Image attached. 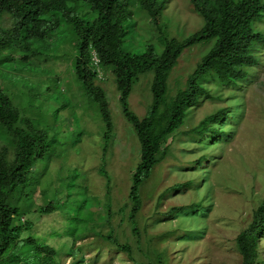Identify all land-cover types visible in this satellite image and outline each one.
Masks as SVG:
<instances>
[{
	"label": "rangeland",
	"instance_id": "374dc122",
	"mask_svg": "<svg viewBox=\"0 0 264 264\" xmlns=\"http://www.w3.org/2000/svg\"><path fill=\"white\" fill-rule=\"evenodd\" d=\"M136 9L135 21L130 18L126 25L131 26L124 36L126 49H132L137 33L143 37L141 43L148 41L160 49L159 32L148 14ZM165 12L164 28L170 36H186L200 26V17L189 0H169ZM1 23L10 25L5 16ZM62 36L68 40L65 32ZM67 49L65 44L57 56H37L36 71L22 73L40 83L44 94L49 90L42 82L51 76L59 78L57 87L66 90L50 93L42 105L46 108L41 115L55 124L47 128L54 144L47 159L39 160L31 173L37 183L31 207L21 217L29 227H23L18 239L32 236L52 247L56 264H240L235 237L251 221L264 195V44L256 50L257 63L249 66L247 77L237 85L203 80L207 93H201L186 110L184 123L166 139L165 155L140 185L142 204L135 216L136 232L128 217V190L139 159L138 139L121 112L113 75L103 71L98 81L105 91L113 129L102 153L101 116L72 76L71 57L63 54ZM205 50L197 45L183 51L168 78L169 96L184 86ZM151 78L152 72L141 74L128 97L130 108L139 117L151 103ZM20 92V85L10 86L13 109L24 111L30 103V107H38L34 110L38 117L37 96L31 104ZM225 106H230L229 113L216 125L209 122L217 128L213 136L191 130ZM65 140L68 144L61 150ZM103 160L106 176L101 172ZM50 202L57 209L39 211ZM180 205L186 207L168 212ZM110 233L119 243H127L131 255L106 240L105 234ZM258 250L264 259V233Z\"/></svg>",
	"mask_w": 264,
	"mask_h": 264
},
{
	"label": "trees",
	"instance_id": "16d2710c",
	"mask_svg": "<svg viewBox=\"0 0 264 264\" xmlns=\"http://www.w3.org/2000/svg\"><path fill=\"white\" fill-rule=\"evenodd\" d=\"M79 2L83 5L79 6ZM167 4L168 0H0V264H56L52 247L32 236L25 241L18 239L23 227H29L21 217L31 207L32 189L37 183L31 173L39 160L47 159V152L54 144L47 128L55 124L41 115L46 108L42 105L50 93L66 90L63 86L58 88L59 78L51 76L42 82L49 90L44 94L40 83L22 74L36 71L37 56L43 54L41 59L57 56V50L68 45L63 54L71 57L72 76L88 100L96 105L103 122L102 153L107 150L113 122L99 74L108 71L113 75L121 112L140 146L128 190V217L133 232L137 231L135 216L142 204L140 185L165 155L166 139L184 123L186 110L199 100L201 93H207L203 80L236 85L247 76L249 66L257 63L256 50L264 44V0H189L192 10L200 17V26L180 38L165 32ZM134 7L137 12L144 10L148 14L159 32L160 49L148 41L141 43L143 37L138 33L132 49H126L124 36L131 27L126 25L130 18L135 21ZM3 16L10 22L9 26L2 25ZM64 32L68 40L63 38ZM197 45L205 46L206 50L187 74L184 86L169 96L170 73L183 51ZM93 61H98V70ZM147 72H152L151 103L144 116L139 117L130 109L128 95L139 76ZM15 85H20L19 96L26 97L27 102L32 104L37 96L38 117L34 112L38 107H30V103L24 111L13 109L10 86ZM40 93L44 94L43 100L39 99ZM57 109H53L55 115ZM227 113L228 107L218 108L191 130L198 135L207 131L213 136L217 128L211 124L216 125ZM67 144L65 140L61 150ZM103 163L104 160L101 172L106 176ZM192 205L197 206L189 207ZM185 207L174 206L168 212ZM55 209V204L50 202L39 211ZM263 233L264 195L251 221L235 237L240 264L264 263L258 250ZM105 238L131 255L127 243H119L111 233L105 234ZM157 258L160 262V255Z\"/></svg>",
	"mask_w": 264,
	"mask_h": 264
},
{
	"label": "clouds",
	"instance_id": "9594fccd",
	"mask_svg": "<svg viewBox=\"0 0 264 264\" xmlns=\"http://www.w3.org/2000/svg\"><path fill=\"white\" fill-rule=\"evenodd\" d=\"M169 1V0H168ZM94 62V64H95V66H97V70H98V67H99V64L97 63L98 61H93ZM99 76H100V74H99ZM247 77V76H246ZM246 77H244V78H246ZM243 78V79H244ZM237 85V84H236ZM232 86H234V85H232ZM131 91H132V88H131ZM131 91H130V93H129V95L131 94ZM129 95H128V97H129ZM120 106V105H119ZM130 106V105H129ZM225 107H228V113H229V109H230V106H225ZM131 109V108H130ZM132 110V109H131ZM239 110H240V107H239ZM133 111V110H132ZM134 112V111H133ZM227 113V114H228ZM136 114V113H135ZM226 116V115H225ZM223 118V117H222ZM221 118V119H222Z\"/></svg>",
	"mask_w": 264,
	"mask_h": 264
}]
</instances>
